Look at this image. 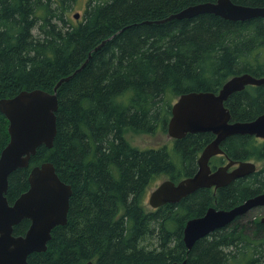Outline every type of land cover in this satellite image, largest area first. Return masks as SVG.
Listing matches in <instances>:
<instances>
[{"label":"trees","instance_id":"trees-1","mask_svg":"<svg viewBox=\"0 0 264 264\" xmlns=\"http://www.w3.org/2000/svg\"><path fill=\"white\" fill-rule=\"evenodd\" d=\"M216 1L89 0L75 21L68 13L75 0H0V100L23 90L53 93L73 75L57 91L53 147H39L29 167L9 177L10 204L29 189L31 169L45 162L72 187L67 224L53 229L47 250L30 254L28 264L264 263L260 217L239 216L191 250L183 240L187 221L210 207L232 209L262 194L264 169L149 211L153 183L161 175L174 182L193 176L215 136L188 134L146 148L127 137L167 133L173 104L184 94L218 93L237 75L264 77L263 17L230 21L204 13L159 22ZM232 2L264 7V0ZM225 106L233 122L255 120L264 114V85L232 94ZM8 126L0 112V155ZM221 149L222 161L264 162V143L254 136H231ZM29 226L23 220L15 235ZM146 238L157 240L153 249L141 244Z\"/></svg>","mask_w":264,"mask_h":264},{"label":"water","instance_id":"water-1","mask_svg":"<svg viewBox=\"0 0 264 264\" xmlns=\"http://www.w3.org/2000/svg\"><path fill=\"white\" fill-rule=\"evenodd\" d=\"M204 13L230 21H248L264 18V7L217 0L190 6L159 22L192 18ZM75 18L78 19L79 15H75ZM72 76L61 79L53 93L41 89L23 90L14 97L0 100V112L9 122L10 135V141L0 155V264H28L30 254L47 250L53 229L67 224L72 187L61 180L51 162L31 169L29 189L13 204L9 203L6 194L10 175L18 169L29 167L39 147H53L59 108L57 91ZM261 85H264V77L242 74L229 79L218 93L193 92L178 98L173 104L168 124L169 137L182 139L188 134L212 133L215 138L199 156L198 169L193 176L177 183L166 180L150 193L152 208L179 203L199 189L217 190L258 170L255 162L231 160L212 171L210 162L214 156L224 153L221 143L231 136L249 135L264 139V114L253 121L233 122L225 106L232 94L245 90L247 86ZM233 166L236 167L229 171ZM260 206H264V192L232 209L210 207L202 217L187 221L183 237L186 247L191 250L198 240ZM25 219L30 220L26 233L14 235V228ZM261 222L264 223V216Z\"/></svg>","mask_w":264,"mask_h":264},{"label":"rangeland","instance_id":"rangeland-1","mask_svg":"<svg viewBox=\"0 0 264 264\" xmlns=\"http://www.w3.org/2000/svg\"><path fill=\"white\" fill-rule=\"evenodd\" d=\"M89 0H75L73 7L69 10V18L71 20L80 21L83 17L84 11L87 7V3ZM79 15L78 20L75 19V15ZM128 140L133 146L139 147V148H146V147H153V146H163V145H171L172 144V138L169 137L168 132L167 133H156L155 135H147V134H141V133H135V132H128L127 134ZM258 166V168H261L263 165L261 162H255ZM169 177L165 175H161L149 188L148 196L146 199V208L147 210H152V207L149 203V195L150 193L155 190L161 183L168 180ZM264 213L263 208H255L251 210L249 213H247V217L245 218L246 221L249 219H254L257 217L262 216ZM141 244L143 246H148L150 249H153L156 244L157 240L153 238H146L144 239Z\"/></svg>","mask_w":264,"mask_h":264},{"label":"flooded vegetation","instance_id":"flooded-vegetation-1","mask_svg":"<svg viewBox=\"0 0 264 264\" xmlns=\"http://www.w3.org/2000/svg\"><path fill=\"white\" fill-rule=\"evenodd\" d=\"M257 138V137H256ZM259 141H261L262 143H264V139L263 138H257ZM224 142V141H223ZM222 142V143H223ZM221 143V145H222ZM224 154H221V155H217V156H214L212 159H211V168H212V171H215L217 170V168L223 166V165H226L230 160L226 159L224 161L221 160V157H223ZM222 161V163H221ZM261 164L263 165L261 168H258V170H263L264 169V162H261ZM236 166H233L232 168H230L229 171L233 170ZM211 189H215V188H211ZM216 190V189H215ZM258 208H263L264 209V206H260ZM253 210V209H252ZM264 216V213L262 214L261 216V219L262 217ZM260 219V221H261ZM264 224V223H263ZM15 235V233H13ZM17 236V235H16ZM264 264V263H263Z\"/></svg>","mask_w":264,"mask_h":264}]
</instances>
